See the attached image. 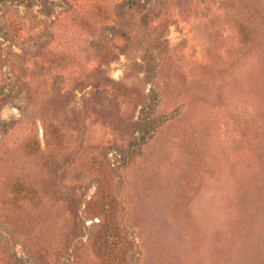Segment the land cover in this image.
<instances>
[{
  "label": "rangeland",
  "instance_id": "rangeland-1",
  "mask_svg": "<svg viewBox=\"0 0 264 264\" xmlns=\"http://www.w3.org/2000/svg\"><path fill=\"white\" fill-rule=\"evenodd\" d=\"M0 264H264V0H0Z\"/></svg>",
  "mask_w": 264,
  "mask_h": 264
},
{
  "label": "trees",
  "instance_id": "trees-1",
  "mask_svg": "<svg viewBox=\"0 0 264 264\" xmlns=\"http://www.w3.org/2000/svg\"><path fill=\"white\" fill-rule=\"evenodd\" d=\"M179 4H183L186 0H176ZM184 1V2H183Z\"/></svg>",
  "mask_w": 264,
  "mask_h": 264
}]
</instances>
